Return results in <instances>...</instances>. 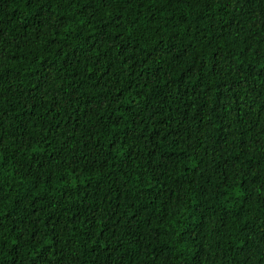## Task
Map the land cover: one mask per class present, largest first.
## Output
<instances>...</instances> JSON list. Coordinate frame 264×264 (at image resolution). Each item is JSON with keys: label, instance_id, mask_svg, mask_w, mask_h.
<instances>
[{"label": "trees", "instance_id": "1", "mask_svg": "<svg viewBox=\"0 0 264 264\" xmlns=\"http://www.w3.org/2000/svg\"><path fill=\"white\" fill-rule=\"evenodd\" d=\"M0 264H264V0H0Z\"/></svg>", "mask_w": 264, "mask_h": 264}]
</instances>
